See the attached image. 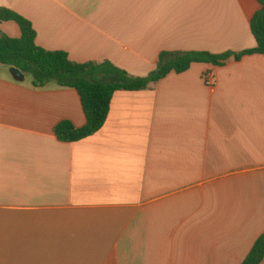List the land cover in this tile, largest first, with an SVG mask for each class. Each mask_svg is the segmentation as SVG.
<instances>
[{
  "label": "crops",
  "instance_id": "obj_1",
  "mask_svg": "<svg viewBox=\"0 0 264 264\" xmlns=\"http://www.w3.org/2000/svg\"><path fill=\"white\" fill-rule=\"evenodd\" d=\"M36 44L133 76L161 51L256 45L257 0H0ZM0 31L19 37L14 21ZM5 67V68H2ZM211 72L213 84L203 74ZM0 64V264H240L264 234V55L192 63L112 94L94 134L74 88ZM258 264H264V256Z\"/></svg>",
  "mask_w": 264,
  "mask_h": 264
},
{
  "label": "trees",
  "instance_id": "obj_2",
  "mask_svg": "<svg viewBox=\"0 0 264 264\" xmlns=\"http://www.w3.org/2000/svg\"><path fill=\"white\" fill-rule=\"evenodd\" d=\"M260 8L250 19V31L256 45L237 52L214 54L208 51H161L154 70L145 76H133L112 62L78 63L62 50H47L36 44V32L30 20L12 9L0 7V22L14 21L19 37L0 31V64L21 71L31 77L34 87L54 83L60 87L74 88L82 105L85 124L75 127L62 120L54 127L59 140L78 141L97 132L107 117L112 94L118 90H141L159 81L171 71L180 73L192 63L222 65L228 58L240 59L252 53L264 55V0H257ZM264 256V234L254 242L240 264H258Z\"/></svg>",
  "mask_w": 264,
  "mask_h": 264
},
{
  "label": "built area",
  "instance_id": "obj_3",
  "mask_svg": "<svg viewBox=\"0 0 264 264\" xmlns=\"http://www.w3.org/2000/svg\"><path fill=\"white\" fill-rule=\"evenodd\" d=\"M203 80L206 84H213L214 83V76L212 75L211 72H205L203 74Z\"/></svg>",
  "mask_w": 264,
  "mask_h": 264
},
{
  "label": "water",
  "instance_id": "obj_4",
  "mask_svg": "<svg viewBox=\"0 0 264 264\" xmlns=\"http://www.w3.org/2000/svg\"><path fill=\"white\" fill-rule=\"evenodd\" d=\"M10 70H11L13 77L16 78L17 80H23L24 79V74L21 71H19L18 69L12 68Z\"/></svg>",
  "mask_w": 264,
  "mask_h": 264
},
{
  "label": "rangeland",
  "instance_id": "obj_5",
  "mask_svg": "<svg viewBox=\"0 0 264 264\" xmlns=\"http://www.w3.org/2000/svg\"><path fill=\"white\" fill-rule=\"evenodd\" d=\"M2 68H5V67H2ZM25 80L26 81H30L31 80V77L29 75H26Z\"/></svg>",
  "mask_w": 264,
  "mask_h": 264
}]
</instances>
